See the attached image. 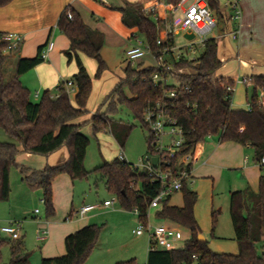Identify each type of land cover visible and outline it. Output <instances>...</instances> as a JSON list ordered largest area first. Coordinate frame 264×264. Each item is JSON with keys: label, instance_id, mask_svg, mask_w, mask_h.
<instances>
[{"label": "trees", "instance_id": "trees-1", "mask_svg": "<svg viewBox=\"0 0 264 264\" xmlns=\"http://www.w3.org/2000/svg\"><path fill=\"white\" fill-rule=\"evenodd\" d=\"M181 0H167L170 6H176ZM13 0H0V7H6ZM213 13L222 17L221 0H207ZM122 15V22L128 29H136L137 35L156 57L157 66L132 67L125 69V77L119 79L111 93L91 118L78 123L88 113L87 105L93 90V80L88 74L79 53L93 59L97 64L96 79L102 78L108 70L102 57L104 35L91 30L80 14L71 6L61 13L57 27L69 39L70 49L65 53L68 62L75 61L78 72L72 78L77 95L74 103L67 93L66 83L57 88V95L45 91L34 101L32 93L22 84L20 77L43 62L39 50L35 59H20L16 74L9 81L4 76V66L10 54L7 45L0 41V128L17 144L0 142V201L10 198V172L16 167L23 180L43 190V201L47 217L55 215L53 203V181L59 175L66 174L73 181L89 179L92 173L99 175L105 182L107 191L115 196L121 208L126 211L139 210V221L145 220L151 201L160 193L161 184L152 182L146 172H140L132 164L116 158L113 162H104L92 172L85 168V160L90 140L81 130L91 125L93 134L110 130L118 145L123 149L133 130L114 119L120 107H126L134 119L144 124V110L148 101L160 99L165 91L177 90L173 100L172 116L184 131V145L177 154L179 158L192 155L196 146L205 143L209 137H217L221 142H233L250 147L255 153L258 164L264 154V109L258 105V96L264 91V76H252L251 94L247 91L249 110L234 109L235 83L219 77L224 62L219 58V47L215 39H208L199 56L189 59L183 55L180 59L163 56L165 45L158 46L160 28L163 21H155L153 14L145 12L143 4H131L124 1L123 7H110ZM9 54V55H8ZM165 76L171 84L160 83L154 86L155 74ZM232 87V90H228ZM105 109V111H103ZM148 130V129H147ZM149 132V131H148ZM153 137L149 133L147 140L149 152ZM66 148L69 159L56 167L32 169L20 165L17 157L20 153H30L49 157ZM192 165L188 166L191 170ZM183 207L169 206V200L161 204L157 218L186 228L190 238L182 247L163 251H149L147 264H264V176L260 178L259 192L249 188L234 192L230 199V218L238 245V254L215 253L208 241H200L202 231L194 215L198 194L191 190L187 182L181 190ZM218 214L212 212L215 231ZM100 233L97 225H88L65 239V255L43 259L42 264H83L95 248ZM7 242L11 259L8 264H30L25 253L24 238L4 239L0 227V264L2 247ZM129 264V263H118ZM132 264V263H131Z\"/></svg>", "mask_w": 264, "mask_h": 264}, {"label": "crops", "instance_id": "crops-1", "mask_svg": "<svg viewBox=\"0 0 264 264\" xmlns=\"http://www.w3.org/2000/svg\"><path fill=\"white\" fill-rule=\"evenodd\" d=\"M124 1L131 4L140 3L143 4L144 7H148L150 4L155 3L158 0H13V2L8 6L0 7V41L1 37L6 34H20L24 38V41L17 52L13 53L5 63V79L9 81L15 76L17 63L20 59H35L39 55L40 48L46 46L50 41H52L54 43V48L49 53L48 59L43 60V62L22 75L20 80L22 84L32 93L34 98H37V95L41 96L45 91H50L54 96H56L58 86L61 83L72 82V78L78 72L76 62L72 61L69 63L68 58L65 55V53L70 49V41L57 27L59 17L63 10L67 6H71L73 9H75L82 17L86 26H88L91 30L104 35V45L108 41V36H113L114 33H116L115 30L119 31L120 33L121 28L127 30V33L122 31L121 34L123 40H126V43L128 42V45H130L131 42H133L132 37L137 35V30L128 29L125 27L122 22V15L119 12L110 9L111 6L123 7ZM239 1L243 13L240 26V36L237 40H234L236 42L233 43L232 40L228 39L229 33H225L219 39L215 38V40L218 43L219 58L221 61L224 62V64L229 61H234L232 63L236 64V67H233L236 68L235 72L230 73L228 76H220L218 73V76L233 81L235 86L241 85L245 87L247 97V91H249L252 86L248 87L242 84L241 80L252 76H264V21L256 16L257 14L264 12V0ZM168 8L169 7L163 4L158 5L157 14L160 19L167 18ZM255 38H258L259 41L261 40L263 42L262 45H260L262 47L260 51L258 49H253L252 44ZM78 55L85 67L89 58L82 53H79ZM241 56H244L245 61L241 59ZM128 65L129 64L126 60V65L123 66V73L116 76L115 78V82L113 83L114 87L118 83L119 79H123L125 77L124 71ZM144 66L146 65L144 64ZM73 88H75V86ZM113 88L104 91L103 102L111 93ZM235 90L236 89H234V94L236 92ZM76 95L77 91L71 95V100L73 103ZM101 106L102 104H100L97 109H93L94 112L96 113L99 109H102ZM232 106L234 109L249 110L248 103L247 107L244 106V108H242L235 101H233ZM82 122L84 121L81 120L78 123ZM8 141L10 140L5 139V141L2 142ZM246 149H250V147H244L233 142L225 143L219 140L218 143L214 142V144L205 142L197 145L192 154L190 163L192 165L191 179L189 180L190 183L192 186H194L195 184L199 183L196 180L201 179L202 181L200 187L206 185L210 188L213 209L214 197L215 194L218 193V189L222 188L225 193L227 192L229 197V216L231 194L234 192L244 191L248 188L253 193L257 194L259 192L260 178L264 176V169H261L255 160L251 161L249 155L248 157L246 156ZM68 159L69 153L66 148H63L53 155L47 157L45 167H56L62 165L67 162ZM19 164L23 165L21 163ZM63 175L66 174H62L60 182L66 185L67 181H69V178H67L68 176L65 177ZM11 179L13 181H11ZM69 186L70 185L68 184V188ZM10 187V197H12V199L17 198V201L19 199L27 201L30 199L35 200L36 196L41 193V190L38 186L26 183L23 180L22 175H18L15 170L11 173ZM192 190L198 194L199 201V192L196 191V188H192ZM178 195H180V192H176L170 198L169 206L178 208L183 207L184 202ZM91 201H93V199ZM105 201L109 200L105 199L103 202ZM91 204H93V202L84 203L82 206ZM160 208L161 207L155 210L158 211ZM59 210L60 209L58 208L57 215L53 219L42 221V223L39 224L36 233L37 237L39 231L47 232V235L44 236L42 240L37 239L39 244L38 247L41 251L43 259H53L65 255L66 237L88 226L91 223L93 216L99 214L98 212H92L85 218H79L75 215L79 209L77 211L74 210L73 202L71 209L70 207H64L63 210ZM103 210L105 212H110L109 216H112V214H117L114 211V205ZM212 212H214V210H212ZM9 218L11 219L8 221L9 223L12 221L21 223L22 229L20 235L21 238L25 239V235H23V222L26 217L23 215V213H17L16 215L10 216ZM20 219L22 222H19ZM161 223H167L171 226H176L166 220H161ZM189 238L190 235L187 239ZM223 238L224 237L222 236H215V239L217 240ZM228 238L231 240L233 239L235 243L234 245L232 243L233 241L230 242L231 248L228 250H213V242H208V246L215 253L232 255L238 254V245L234 240V229L233 236L230 235ZM262 241L264 243V236ZM180 244L179 247H182Z\"/></svg>", "mask_w": 264, "mask_h": 264}, {"label": "rangeland", "instance_id": "rangeland-1", "mask_svg": "<svg viewBox=\"0 0 264 264\" xmlns=\"http://www.w3.org/2000/svg\"><path fill=\"white\" fill-rule=\"evenodd\" d=\"M234 1H238L240 4L239 0L221 1L222 17L214 13V16L217 19V26L209 35V38L219 39L225 33L230 34L236 29L239 21L234 19V12L228 6V3H232ZM188 6L189 5H186L185 8ZM176 15L181 14L178 12ZM256 16L264 21V12L257 14ZM122 31L127 33V30L122 28L120 29V33L119 31L115 30L116 33H114L113 36H108V41L104 45L102 57L106 61L108 70L103 74L102 78H95L97 69L96 62L90 58L87 60V65L85 67L93 80V90L87 105L88 113L82 118L83 121L89 120L91 116L95 114L93 109H97L100 104H102L104 91L112 89L114 87L113 83L115 82L116 76L123 73V66L126 65L127 60L126 51L130 45H128V42L126 43V40H123L121 34ZM137 37L140 40H143V36L137 35ZM228 39L232 40V43L236 42L230 36ZM174 40L176 46L175 53L178 56L181 54V49L186 47L188 43L196 41L197 37L191 33H181L179 35H175ZM262 43L263 42L261 40L259 41L258 38H255L252 44L253 49H258L260 51V49H262L260 46ZM131 44H133V42H131ZM201 51L202 49H199L195 56L189 54V57L191 59L197 58ZM183 54L188 55L187 51H185ZM11 55L12 54H10L8 58ZM241 59L245 61L244 56H241ZM232 62L234 61H229L224 64L223 69L219 72L220 76H228L230 73L235 72L236 68L233 67H236V64ZM140 64L142 66H144V64L146 66H154L156 65V61L148 56L144 58ZM235 89L236 92L234 94L233 101H235L242 108H244V106L247 107L248 101H246L247 97L245 87L236 85ZM251 89L252 88L249 89V95L251 94ZM33 99L34 101L38 100L37 98ZM103 111H105V109ZM114 119L125 125L133 126V130L123 149L118 145L110 130L100 131L95 135L93 134L91 125L89 124L83 126L81 130V132L90 140V145L87 150V156L85 160V168L90 172L101 166L104 162L110 163L116 158H119L121 151H123L125 154L126 162L137 167L140 165L141 159H144L149 152V146L147 143L149 137L148 130L142 125L140 121L134 119L133 115L127 110L126 107H120ZM5 139L10 140L8 142H13L19 147L17 141L11 139L0 128V142L5 141ZM206 142L212 144H214V142L218 143L219 138L209 137ZM246 150V156L248 157L249 155L251 161L255 160L254 150L252 148ZM46 160V156L30 153H20L17 157L18 163H21L26 167L39 170L45 167ZM14 170L18 175L20 174L16 167L12 168L11 173L14 172ZM63 176H68L67 178H69V181H67L66 185L60 182L62 175H59L52 185L53 203L55 208V215L52 218L47 217V209L43 201V190L41 188V193L36 196L35 200L30 199L27 201L19 199L17 201V198L12 199V197H10L7 202L0 201V227L6 226L9 223L8 221L11 220L9 217L14 216L17 213H23V215L26 217L23 222V235H25V253L28 255L30 264H42L43 257L41 255V251L39 250V244L36 237L39 224H41L42 221L56 217L58 208L60 209L59 211L63 210L64 207H70L71 209L72 202L74 210L77 211L84 203H103L105 199L114 201V211L117 214H112V216H109L110 212H105L104 210L95 211L99 214L93 216V219L89 225H97L100 227L99 238L95 248L83 264H146L147 253L149 252V237L147 234L140 237L133 234V231L139 227V218L134 213V211L123 210L117 198L107 191L104 180L97 174L92 173L89 179L75 181H73L69 175ZM11 181L13 180L11 179ZM196 181L199 183L195 184L194 186H192L189 181L188 186L191 190L192 188H196V191L199 192V201L195 208V217L202 231V236L206 239V241L213 242V250H228L231 248L230 242L233 241V239L231 240L228 238L230 235L233 236V226L229 216L228 193H225L222 188L218 189V193H216L214 197L213 209L210 188L206 185L200 187L202 181L201 179ZM68 184L70 185L69 188ZM178 196H180L181 200L183 201V195L181 192ZM92 199L93 201H91ZM37 210L39 211V214H36ZM212 210L218 214L215 231L213 233V220L211 214ZM150 215L151 225L154 226L164 224L169 226L167 223H161V220L157 218V210H152ZM19 222H22V220L20 219ZM180 231L184 237V241H186L190 235L189 230L181 227ZM215 236H222L224 238L217 240L215 239ZM2 237L4 239H9V236L4 234H2ZM232 243L235 245L234 241ZM183 245L184 242H181L180 246ZM10 259V248L8 243L5 242L2 247V264H8Z\"/></svg>", "mask_w": 264, "mask_h": 264}, {"label": "built area", "instance_id": "built-area-1", "mask_svg": "<svg viewBox=\"0 0 264 264\" xmlns=\"http://www.w3.org/2000/svg\"><path fill=\"white\" fill-rule=\"evenodd\" d=\"M167 0H158L145 8V12L153 14L155 21L162 20L163 24L160 28L158 46L165 45L163 56H172L175 59H180L185 51L189 54L196 55L199 49H203L209 35L217 26V19L211 11L207 0H181L176 6H170ZM159 4L166 5L167 18L160 19L157 14ZM186 5H189L185 8ZM228 6L234 12V19L239 21L236 29L228 34L233 40H237L240 36V26L242 19V11L238 1L228 3ZM181 15H176L177 13ZM181 33L194 34L197 40L190 42L186 47L181 49V54L176 55V46L174 36ZM133 44H130L126 51L127 62L132 67H137L144 58L150 56L156 61L155 55L151 48L140 40L137 35L132 37ZM1 41L7 45V52L17 51L22 45L24 38L20 34H6L1 37ZM54 43L50 41L41 53L43 60L48 59L49 53L53 50ZM199 56V55H198ZM197 56V57H198ZM195 59V58H193ZM157 61L156 65L157 66ZM146 67V66H145ZM154 86L160 83L171 84L165 76L159 73L152 78ZM241 83L246 86H253L251 77L244 78ZM73 82L66 83L67 93L71 96L75 93ZM229 87L228 90H232ZM177 90L165 91L162 97L156 101H148L144 110V124L146 125L150 135L153 137L151 142V152H148L144 159H141L140 165L135 167L140 172H146L152 179V182L161 184L160 193L151 201L144 221H139V227L133 231L136 236L145 234L149 237V251L163 250L169 251L179 248V244L184 241V237L179 226L151 225L150 212L161 207V204L170 199L176 192H181L183 183L191 179V170L188 166L191 163L192 155H185L179 158L177 165L174 164L177 154L181 151L184 145V131L178 124V121L172 116L173 100L177 98ZM38 97V95L36 96ZM258 105L264 109V91H261L258 96ZM158 158L156 166L153 164V159ZM121 161L126 162L125 154L121 151L119 156ZM261 169H264V154L257 164ZM114 205V201H105L103 203L84 205L75 215L79 218H85L88 214L110 208ZM39 211H36L38 214ZM134 213L139 217L141 213L135 209ZM70 220V219H68ZM21 223L11 222L6 226L1 227V233L9 236L12 240L21 238ZM47 235L45 231H39L37 239L42 240Z\"/></svg>", "mask_w": 264, "mask_h": 264}, {"label": "water", "instance_id": "water-1", "mask_svg": "<svg viewBox=\"0 0 264 264\" xmlns=\"http://www.w3.org/2000/svg\"><path fill=\"white\" fill-rule=\"evenodd\" d=\"M157 162H158V158H154V159H153V164H154V166H156ZM199 240H200V241H205V239H204V237H203L202 235L199 236Z\"/></svg>", "mask_w": 264, "mask_h": 264}]
</instances>
